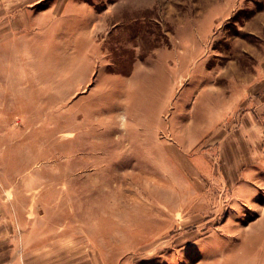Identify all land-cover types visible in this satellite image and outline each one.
Instances as JSON below:
<instances>
[{
	"label": "rangeland",
	"instance_id": "374dc122",
	"mask_svg": "<svg viewBox=\"0 0 264 264\" xmlns=\"http://www.w3.org/2000/svg\"><path fill=\"white\" fill-rule=\"evenodd\" d=\"M86 1L92 37L1 22L0 264H264V186L232 199L199 129L257 73L264 0Z\"/></svg>",
	"mask_w": 264,
	"mask_h": 264
},
{
	"label": "crops",
	"instance_id": "0c3cea01",
	"mask_svg": "<svg viewBox=\"0 0 264 264\" xmlns=\"http://www.w3.org/2000/svg\"><path fill=\"white\" fill-rule=\"evenodd\" d=\"M42 1L47 3L46 9L35 16L27 8L0 12V26L2 22L3 29L25 31L36 24L41 27L42 34H71L81 39L103 32L113 23L108 5L97 9L96 4L86 0ZM257 60V73L243 83L239 75L220 70V99L218 104L212 103V109L219 106L220 124L216 121L211 126L199 128L212 130L210 134L218 142L220 186L228 188L235 200H252L257 188L264 186V54Z\"/></svg>",
	"mask_w": 264,
	"mask_h": 264
}]
</instances>
